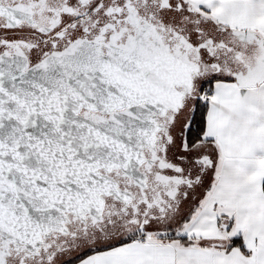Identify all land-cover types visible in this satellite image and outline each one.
<instances>
[{"label": "snow or ice", "instance_id": "1", "mask_svg": "<svg viewBox=\"0 0 264 264\" xmlns=\"http://www.w3.org/2000/svg\"><path fill=\"white\" fill-rule=\"evenodd\" d=\"M0 264H264V0H0Z\"/></svg>", "mask_w": 264, "mask_h": 264}]
</instances>
